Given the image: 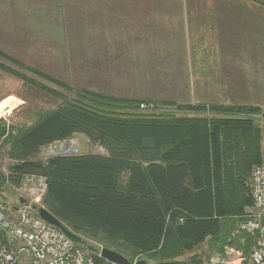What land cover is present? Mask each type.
<instances>
[{
    "label": "trees",
    "instance_id": "1",
    "mask_svg": "<svg viewBox=\"0 0 264 264\" xmlns=\"http://www.w3.org/2000/svg\"><path fill=\"white\" fill-rule=\"evenodd\" d=\"M0 58V69L10 75L32 82L9 63L72 89L2 49ZM74 90L72 100L38 112L32 124L16 133L7 131L10 154L18 157L8 166L10 182L16 184L25 173L44 176L43 207L86 244L98 241L130 261L208 264L210 253H221L225 246L249 256L253 237L233 231L236 219L252 207L250 173L262 159L264 140V121L256 119L264 115L261 107L212 104L206 109L198 104L186 109L202 112L200 116L126 114L114 108L138 107L139 101ZM75 133L104 151L45 161L28 158ZM5 179L0 173V187ZM11 243L0 229V245ZM202 243L209 249L205 258L195 252ZM85 250L95 264H112ZM185 253L190 255L182 258Z\"/></svg>",
    "mask_w": 264,
    "mask_h": 264
},
{
    "label": "rangeland",
    "instance_id": "2",
    "mask_svg": "<svg viewBox=\"0 0 264 264\" xmlns=\"http://www.w3.org/2000/svg\"><path fill=\"white\" fill-rule=\"evenodd\" d=\"M0 49L72 88L10 63L35 83L0 69V102L10 96L20 100L0 113V173L6 176L0 194L14 214L13 207L22 208L40 193L44 177L25 173L16 184L9 181L8 166L18 157L10 154L7 131L16 133L38 112L72 100L74 89L139 101L138 107L114 108L126 114L200 116L186 109L198 104L259 106L264 112V0H0ZM256 117L262 124L264 115ZM97 151L104 150L75 133L28 158ZM86 246L99 255L102 244ZM195 252L205 258L207 244ZM208 259V264H248L242 251L228 246Z\"/></svg>",
    "mask_w": 264,
    "mask_h": 264
},
{
    "label": "built area",
    "instance_id": "3",
    "mask_svg": "<svg viewBox=\"0 0 264 264\" xmlns=\"http://www.w3.org/2000/svg\"><path fill=\"white\" fill-rule=\"evenodd\" d=\"M261 152L260 163L250 173L252 207L237 220L233 231L253 237L248 264H264V140ZM44 178L38 183L40 193L22 208L13 207L15 214L9 213L0 194V228L12 242L10 247L0 245V264H95L91 254L38 215L37 207L42 206L41 197L47 188Z\"/></svg>",
    "mask_w": 264,
    "mask_h": 264
},
{
    "label": "water",
    "instance_id": "4",
    "mask_svg": "<svg viewBox=\"0 0 264 264\" xmlns=\"http://www.w3.org/2000/svg\"><path fill=\"white\" fill-rule=\"evenodd\" d=\"M22 201V199H20ZM38 215L47 221L48 223L56 226L59 228L62 232L65 233V235L72 240L75 243L84 245L85 240L71 231L66 225H64L58 218H56L53 214H51L45 207L39 206L37 207ZM89 250L96 252L97 248L94 250L91 249V247H88ZM99 255L101 258L106 260L107 262H110L112 264H147V262L144 259H138L135 261H130L126 257H124L122 254L118 253L115 250H112L108 247H101L99 249Z\"/></svg>",
    "mask_w": 264,
    "mask_h": 264
},
{
    "label": "bare ground",
    "instance_id": "5",
    "mask_svg": "<svg viewBox=\"0 0 264 264\" xmlns=\"http://www.w3.org/2000/svg\"><path fill=\"white\" fill-rule=\"evenodd\" d=\"M20 100L15 97H7L3 101L0 102V113L2 114L7 109H12L14 106H16ZM3 117V116H2Z\"/></svg>",
    "mask_w": 264,
    "mask_h": 264
},
{
    "label": "flooded vegetation",
    "instance_id": "6",
    "mask_svg": "<svg viewBox=\"0 0 264 264\" xmlns=\"http://www.w3.org/2000/svg\"><path fill=\"white\" fill-rule=\"evenodd\" d=\"M86 245H87V244H84L85 249L89 250L88 247H87Z\"/></svg>",
    "mask_w": 264,
    "mask_h": 264
}]
</instances>
